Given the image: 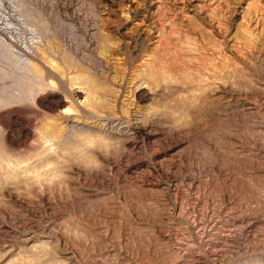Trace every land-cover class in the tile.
Listing matches in <instances>:
<instances>
[{
  "label": "rangeland",
  "instance_id": "rangeland-1",
  "mask_svg": "<svg viewBox=\"0 0 264 264\" xmlns=\"http://www.w3.org/2000/svg\"><path fill=\"white\" fill-rule=\"evenodd\" d=\"M0 264H264V0H0Z\"/></svg>",
  "mask_w": 264,
  "mask_h": 264
}]
</instances>
